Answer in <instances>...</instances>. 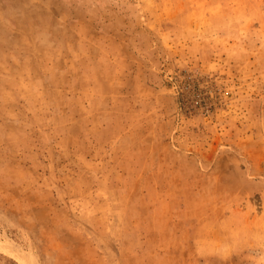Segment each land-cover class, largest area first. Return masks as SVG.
I'll return each mask as SVG.
<instances>
[{
  "label": "rangeland",
  "instance_id": "374dc122",
  "mask_svg": "<svg viewBox=\"0 0 264 264\" xmlns=\"http://www.w3.org/2000/svg\"><path fill=\"white\" fill-rule=\"evenodd\" d=\"M0 264H264V0H0Z\"/></svg>",
  "mask_w": 264,
  "mask_h": 264
}]
</instances>
